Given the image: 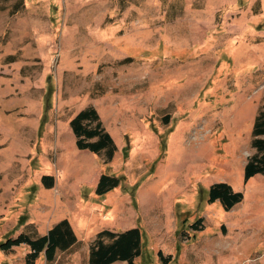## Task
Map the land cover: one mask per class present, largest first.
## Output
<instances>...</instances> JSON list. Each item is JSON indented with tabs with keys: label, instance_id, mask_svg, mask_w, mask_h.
Wrapping results in <instances>:
<instances>
[{
	"label": "rangeland",
	"instance_id": "374dc122",
	"mask_svg": "<svg viewBox=\"0 0 264 264\" xmlns=\"http://www.w3.org/2000/svg\"><path fill=\"white\" fill-rule=\"evenodd\" d=\"M263 105L264 0H0V264L63 219L78 243L35 264H89L100 231L136 226L135 264H264V174L244 182ZM89 106L106 165L70 125ZM103 172L123 180L99 196ZM216 182L242 202L208 203Z\"/></svg>",
	"mask_w": 264,
	"mask_h": 264
},
{
	"label": "trees",
	"instance_id": "16d2710c",
	"mask_svg": "<svg viewBox=\"0 0 264 264\" xmlns=\"http://www.w3.org/2000/svg\"><path fill=\"white\" fill-rule=\"evenodd\" d=\"M76 138V145L81 150H90L95 154L105 152L109 164L118 147L106 130L96 108L89 106L82 109L70 122ZM252 145L257 152L250 157L244 169V182H248L256 174H264V105L260 108L253 126ZM122 177L103 172L97 183L95 193L104 196L122 184ZM42 182L48 188L53 187L54 177L44 175ZM244 193L236 191L227 182H216L209 186L208 203L219 202L225 211H230L235 205L242 202ZM202 218L192 224L198 229ZM78 243L77 235L68 219L56 223L44 235L32 238L25 233L16 238H8L2 243L4 251L14 246L27 245L30 248L26 255V264H35L43 253L48 261H53L58 250H67ZM142 254V232L138 226L124 231L102 230L90 245L89 264H113L123 261L126 264H135V259ZM161 254V253H159ZM169 257L164 258L165 263Z\"/></svg>",
	"mask_w": 264,
	"mask_h": 264
},
{
	"label": "crops",
	"instance_id": "0c3cea01",
	"mask_svg": "<svg viewBox=\"0 0 264 264\" xmlns=\"http://www.w3.org/2000/svg\"><path fill=\"white\" fill-rule=\"evenodd\" d=\"M123 262V261H122ZM116 263V262H115ZM126 263V262H125ZM114 264V263H113Z\"/></svg>",
	"mask_w": 264,
	"mask_h": 264
}]
</instances>
